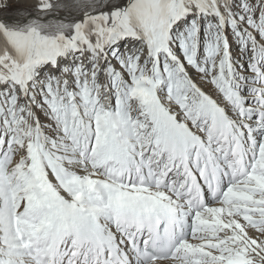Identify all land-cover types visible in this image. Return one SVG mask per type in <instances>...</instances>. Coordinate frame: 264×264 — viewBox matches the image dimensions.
Returning <instances> with one entry per match:
<instances>
[{"label":"snow or ice","instance_id":"obj_1","mask_svg":"<svg viewBox=\"0 0 264 264\" xmlns=\"http://www.w3.org/2000/svg\"><path fill=\"white\" fill-rule=\"evenodd\" d=\"M0 264H264V0H0Z\"/></svg>","mask_w":264,"mask_h":264}]
</instances>
